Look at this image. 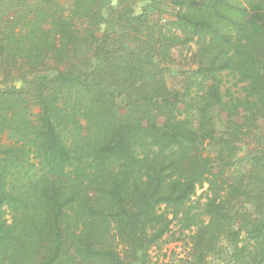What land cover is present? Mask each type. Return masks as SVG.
Segmentation results:
<instances>
[{"label":"trees","instance_id":"trees-1","mask_svg":"<svg viewBox=\"0 0 264 264\" xmlns=\"http://www.w3.org/2000/svg\"><path fill=\"white\" fill-rule=\"evenodd\" d=\"M16 1L0 0V264H160L165 240L183 264H264V0ZM177 50L194 66L170 88Z\"/></svg>","mask_w":264,"mask_h":264},{"label":"rangeland","instance_id":"rangeland-1","mask_svg":"<svg viewBox=\"0 0 264 264\" xmlns=\"http://www.w3.org/2000/svg\"><path fill=\"white\" fill-rule=\"evenodd\" d=\"M16 1V0H15ZM31 0H18L17 3L25 4L26 2ZM65 10L70 9V3L68 0H57ZM173 19V10L169 6L168 3H164L159 5L158 10L153 13V22H157L158 20L161 21H169ZM173 65L165 67L167 73L165 74L166 83L170 88L179 87V76L177 73V68L181 67L182 69H188L194 66L193 64V57L191 52L188 50H177L174 52L173 56ZM224 85L223 90L231 88L232 85L230 79H223ZM232 90H234L232 88ZM37 109L34 110L36 112ZM118 112L120 114L124 113L123 103L118 102ZM264 123V122H263ZM221 123L216 120V127L217 129L220 128ZM263 125H261V132H264ZM2 144H6L7 142L5 139H1ZM255 145L244 147L240 153L239 158L245 159L251 156L253 153ZM201 194V190H198L197 196ZM187 245L183 242H174L170 240H165L160 246L151 249L150 254L153 260H157L160 264H183L186 259L187 253Z\"/></svg>","mask_w":264,"mask_h":264}]
</instances>
